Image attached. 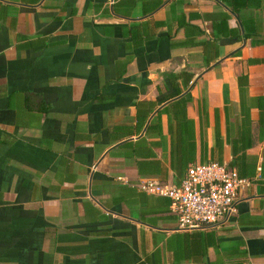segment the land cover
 I'll return each instance as SVG.
<instances>
[{
  "label": "crops",
  "instance_id": "0c3cea01",
  "mask_svg": "<svg viewBox=\"0 0 264 264\" xmlns=\"http://www.w3.org/2000/svg\"><path fill=\"white\" fill-rule=\"evenodd\" d=\"M216 162L254 184L181 231ZM264 0H0V264H264Z\"/></svg>",
  "mask_w": 264,
  "mask_h": 264
},
{
  "label": "built area",
  "instance_id": "2783aa9c",
  "mask_svg": "<svg viewBox=\"0 0 264 264\" xmlns=\"http://www.w3.org/2000/svg\"><path fill=\"white\" fill-rule=\"evenodd\" d=\"M253 184L254 181L240 177L225 165L212 162L189 168L179 186L145 183L141 188L169 198L179 230L194 231L231 219L237 212L241 193Z\"/></svg>",
  "mask_w": 264,
  "mask_h": 264
}]
</instances>
